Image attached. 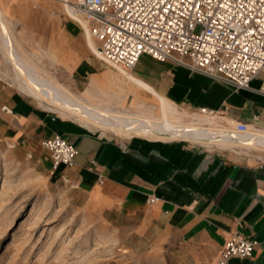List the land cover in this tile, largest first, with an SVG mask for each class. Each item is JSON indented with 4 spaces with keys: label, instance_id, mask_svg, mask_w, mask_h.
<instances>
[{
    "label": "crops",
    "instance_id": "0c3cea01",
    "mask_svg": "<svg viewBox=\"0 0 264 264\" xmlns=\"http://www.w3.org/2000/svg\"><path fill=\"white\" fill-rule=\"evenodd\" d=\"M70 44L73 72L92 70L96 78L108 74L106 68L93 71L86 61L77 62V44ZM130 71L179 108L222 110L219 117L227 124L264 132V72L252 78L249 88L234 89L173 60L145 54ZM55 133L75 145L71 165L54 167L49 150L41 146L42 138ZM0 140L34 157L71 204L115 227L154 230L156 244L179 264H210L235 234L255 241V247L251 256H233L227 264H264V148L237 151L92 128L2 76ZM150 196L156 201L149 203Z\"/></svg>",
    "mask_w": 264,
    "mask_h": 264
},
{
    "label": "rangeland",
    "instance_id": "374dc122",
    "mask_svg": "<svg viewBox=\"0 0 264 264\" xmlns=\"http://www.w3.org/2000/svg\"><path fill=\"white\" fill-rule=\"evenodd\" d=\"M64 3L0 0V9L11 25L12 44L26 65L31 62L41 75L85 101L159 115L160 102L155 94L120 82L118 70L88 49L80 25L66 14ZM71 41L77 44V62L86 61L93 71L109 68L110 72L97 78L91 76L92 70L84 71V75L73 72L74 60L71 62L68 55ZM12 65L0 46V76L19 89ZM91 79L118 96L109 100L88 91ZM206 115L210 120L222 118ZM67 116L77 120L72 114ZM157 237L150 229L112 226L99 214L71 204L65 189L43 173L34 157L0 140V264H179L165 246L156 244Z\"/></svg>",
    "mask_w": 264,
    "mask_h": 264
},
{
    "label": "built area",
    "instance_id": "2783aa9c",
    "mask_svg": "<svg viewBox=\"0 0 264 264\" xmlns=\"http://www.w3.org/2000/svg\"><path fill=\"white\" fill-rule=\"evenodd\" d=\"M71 6L107 64L130 71L145 54L173 60L234 89L249 88L252 78L264 72V0H72ZM2 109L12 112L6 105ZM198 111L223 115L222 110ZM40 144L54 167L73 163L77 149L62 135L42 138ZM254 247L255 241L235 234L210 264L249 257Z\"/></svg>",
    "mask_w": 264,
    "mask_h": 264
},
{
    "label": "bare ground",
    "instance_id": "6f19581e",
    "mask_svg": "<svg viewBox=\"0 0 264 264\" xmlns=\"http://www.w3.org/2000/svg\"><path fill=\"white\" fill-rule=\"evenodd\" d=\"M64 1V11L80 25L88 49L102 62H105L96 47L95 40L89 34L86 22L74 13L71 5H69L71 1ZM10 26V23L6 21L0 9V46L8 60L13 64L12 66L15 69L14 73L19 89L40 102H52L51 106L54 103V105L60 108H58V111L63 115L72 114L77 120L87 126L112 131L121 135L141 134L149 138H182L207 146L215 145L231 150L264 148L263 131L250 126L239 128L238 126L227 124L224 121L225 119L222 118L221 120L206 119V114H189L186 110L179 108L164 96L157 93L149 84L131 71L119 66L111 65L121 74L122 79L119 78L120 82L148 90L149 93L151 92L158 97L160 102V105L158 104L160 107L159 115L155 116L143 112H128L123 108V110L115 109L111 106L112 104L104 105L102 101V104L99 101L93 104L85 101L80 96L72 95L57 86L51 79L50 81L41 75L31 62H28L29 64L26 65V59L18 53L16 50L17 47L15 48L12 44L11 38L14 37L11 33ZM24 65L28 66V68L25 69L23 67ZM107 70V72H110L109 68ZM87 90L90 92L96 91L100 97H106L109 100H114L118 96L116 93H109L107 90L98 86L94 79H91Z\"/></svg>",
    "mask_w": 264,
    "mask_h": 264
},
{
    "label": "water",
    "instance_id": "95a60500",
    "mask_svg": "<svg viewBox=\"0 0 264 264\" xmlns=\"http://www.w3.org/2000/svg\"><path fill=\"white\" fill-rule=\"evenodd\" d=\"M241 127H243V126H241Z\"/></svg>",
    "mask_w": 264,
    "mask_h": 264
}]
</instances>
